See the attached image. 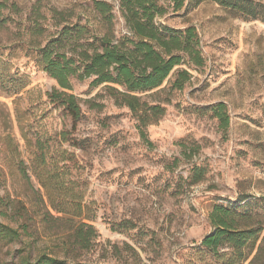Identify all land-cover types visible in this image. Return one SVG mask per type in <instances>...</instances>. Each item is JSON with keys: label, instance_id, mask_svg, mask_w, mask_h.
Wrapping results in <instances>:
<instances>
[{"label": "rangeland", "instance_id": "374dc122", "mask_svg": "<svg viewBox=\"0 0 264 264\" xmlns=\"http://www.w3.org/2000/svg\"><path fill=\"white\" fill-rule=\"evenodd\" d=\"M94 1L0 0L9 6L0 18V198L10 201L0 208V222L25 225L30 235L0 241V264H18L21 250L33 259L63 257L66 243L76 248L70 240L75 225L47 216L65 218L49 206V195L58 205L81 204L99 235L90 250L72 254L82 264H250L264 232L254 251H244L247 261L228 247L215 255L202 242L213 231L217 206L245 215L253 229L264 228V23L212 2L168 8L158 25L195 29L205 65L191 70L182 91L161 95L171 102L147 129L150 146L131 112L92 79L73 81L68 91L81 102L76 126L48 99L60 87L37 66L33 50L55 32V11L88 25L92 35L103 32ZM113 23L116 37L128 33L118 11ZM34 29L45 32L31 35ZM221 103L228 129L213 111ZM20 161L30 181L20 175ZM197 169L204 177L195 183Z\"/></svg>", "mask_w": 264, "mask_h": 264}, {"label": "trees", "instance_id": "16d2710c", "mask_svg": "<svg viewBox=\"0 0 264 264\" xmlns=\"http://www.w3.org/2000/svg\"><path fill=\"white\" fill-rule=\"evenodd\" d=\"M204 2L216 3L247 20L264 23V0H98L93 2V12L101 18L103 32L97 35L91 34L88 25L71 21L73 17L65 18L62 13L53 12L55 32L33 50L37 66L56 80L60 87V90L55 88L48 93V99L61 108L76 126L83 118L81 102L68 91L73 90V81L92 79L94 87L105 86V91L117 107L131 112L140 139L151 146L147 129L163 118L165 105L171 102L169 97L161 99V95L166 90L170 93L182 91L192 79L191 70L205 65L195 29L174 30L158 25L157 21L167 15L170 7L176 12L187 6L197 7ZM7 9L9 6L0 2V18ZM116 11L128 29V33L121 38L116 37L113 29ZM30 32L31 35H43L45 29ZM165 82L168 83L163 88ZM213 111L221 128L228 129L230 118L226 113V105L221 103L213 107ZM59 136L63 142L68 141L67 133L62 132ZM23 164L24 161L19 162L20 175L30 181L29 174L21 168ZM42 167L43 173L47 178L50 177L52 174L48 171L46 161ZM37 176L48 191L44 179ZM203 177L204 170L197 169L195 183L202 181ZM48 197L49 206L57 214H64L65 218H55L50 211L47 216L55 221H67L75 225L76 230L70 240H73L72 247L76 248L73 250L66 243L63 257L41 254L33 259L21 250L23 255L18 264H82L71 257L72 254L90 250L99 237L95 228L85 221H90V217L84 216L83 207L77 201L58 205L56 199L50 195ZM40 202L45 205L43 197ZM9 204V200L0 198V208L9 207ZM244 220L246 216L233 209L215 207L210 215L213 231L204 238L202 246L215 255H218L219 249L228 247L235 256L247 261L250 254L244 251H254L264 228L253 229ZM28 232L25 225L13 228L0 222V241L18 242L30 237ZM263 259L264 237L250 264Z\"/></svg>", "mask_w": 264, "mask_h": 264}]
</instances>
